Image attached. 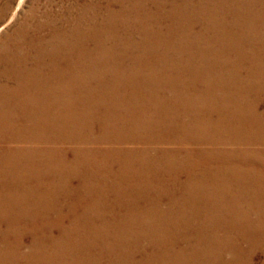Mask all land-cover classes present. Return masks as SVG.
Returning a JSON list of instances; mask_svg holds the SVG:
<instances>
[{"label":"bare ground","instance_id":"obj_1","mask_svg":"<svg viewBox=\"0 0 264 264\" xmlns=\"http://www.w3.org/2000/svg\"><path fill=\"white\" fill-rule=\"evenodd\" d=\"M224 1L183 46L140 28L0 88V264H264V0Z\"/></svg>","mask_w":264,"mask_h":264},{"label":"rangeland","instance_id":"obj_2","mask_svg":"<svg viewBox=\"0 0 264 264\" xmlns=\"http://www.w3.org/2000/svg\"><path fill=\"white\" fill-rule=\"evenodd\" d=\"M184 1L186 0H0V88L13 89L18 83L19 71L28 72L31 68L39 69L41 72L46 71V64L38 62L40 55L42 59L46 60L44 58L46 57L49 60L51 56H61L60 52L64 55L65 52L70 51L71 59L75 61L78 47H82L87 48L86 55L93 59L101 56L102 53L108 57L104 50L110 52L118 41H141L143 34L138 30L145 27L158 32L154 39L163 40L165 37L171 42L179 41L178 45L183 46L184 41L195 39V34L201 33L203 19L232 21V14L225 13L227 12L225 7L228 5L224 0H206V7L209 9L206 11L198 8L202 3L201 0H187L192 7L189 13L194 12L191 16L192 24L189 23L190 20L189 22L183 20L184 24L177 28L170 22L171 18L167 14L173 5H182ZM246 3L247 0H239V4L246 5ZM246 8L250 9L247 6ZM210 9L213 11L211 13L217 14L212 16ZM158 11L160 14L157 13ZM112 27H115L116 37L111 31ZM169 33L172 36L168 37ZM207 35L212 37L215 33L208 30ZM159 36L163 37L158 39ZM223 38L217 39L223 41ZM99 46L102 52L97 51ZM216 46H219V43ZM123 49L120 47V50L115 49V52L126 53ZM208 49L212 51L209 47ZM128 54L133 57L140 55L138 51H130ZM87 64L89 70L97 68L92 65L95 63ZM130 68L135 67L131 65ZM76 69L83 70V66L78 65ZM76 74L80 76L79 81L83 79L93 84L98 82L95 77H90L92 73L84 75L77 70ZM56 145L64 148L63 146H68V143ZM93 146L95 145L88 143L83 144L81 148L90 149ZM128 146L134 148L143 145ZM151 147L148 146L147 149L155 148V146ZM166 148L175 150L177 146L171 145ZM161 207L165 205L162 204ZM57 231L58 229L53 227L52 232ZM51 237L58 238V234ZM140 243L146 250L154 248L149 245L148 240H142ZM134 256L141 258L143 254L139 252ZM77 259L76 255L72 254L59 258L60 261L74 263L78 261Z\"/></svg>","mask_w":264,"mask_h":264}]
</instances>
